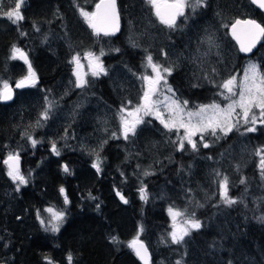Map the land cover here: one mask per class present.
<instances>
[{
    "label": "rangeland",
    "instance_id": "374dc122",
    "mask_svg": "<svg viewBox=\"0 0 264 264\" xmlns=\"http://www.w3.org/2000/svg\"><path fill=\"white\" fill-rule=\"evenodd\" d=\"M5 2L6 0H0V20H2L0 30H9L12 27L15 31L17 30V23L20 21L13 23L11 19L3 15V12L14 8L16 0L14 5L8 9L5 8ZM24 2L25 0H23L21 11ZM33 3L34 7L32 9L35 10H31V13L47 18L46 13L48 10H51V15H54L52 8L48 5V0H34ZM57 3L56 6L64 10L67 0H59ZM70 8L75 11L76 16L74 20L80 29H82L83 36H81L78 26L72 22L73 25L70 24V31L75 35L72 37L77 38V40L71 39L73 43H70V41L68 43L77 44L76 47L79 48H75V50L72 48V52L65 62L66 70L62 71V64L60 65V59L58 58L56 60L58 64L56 65L55 63L54 65L56 74L55 77H52L51 82L48 84L45 83L42 86L35 84L34 86H26L25 88L19 89L15 91L10 104H3L8 105L4 107V110L9 115V120L12 121L13 125L9 128V131L0 129V234L3 233V236H0V253L15 252L16 254L18 252L17 250L23 247L21 246L23 242H14L13 237L7 238L11 233H19L20 235L25 233L28 236L31 235V237H34L35 240L45 243H53L59 240L60 230L69 212V198L62 179L63 175L68 173L70 177L72 176L73 181H75L74 185H76V181H81V186H84L88 180V186H91L96 181V174L98 173L92 167L93 163L96 162L95 153L98 152L100 155L102 161L100 165L101 170H105V166L109 168L111 165H117V168H119L122 160L126 158L125 156H128L124 151L121 155L117 156V153L112 151V149L107 147L105 149L108 137L118 138L123 141L134 139L136 148L135 152L132 153L135 154V160L142 164L150 163L151 157H156L159 153L168 157L178 150L177 143L175 142L179 140V137L184 135V129L180 128L177 131L174 128L169 131L160 123V120L154 114L143 116L144 122L137 125L135 135L130 134L129 138L125 139L122 134L120 116H127V112L133 111L141 102L140 98L146 87V83L142 77L145 75H153L152 69L147 67L146 64L147 55L151 54L154 62L164 67H171L172 71H180L179 75L175 77L172 76L173 73L171 75L165 74L167 84L171 86L172 92H169L167 87H161L157 94L153 96V99L158 102L155 107L160 110L165 119L170 115L166 105L171 102L166 97L178 99L181 102L185 101L178 96L174 83L179 81L178 77H180V74L194 77L195 79L191 83L194 84L197 82L200 86H208L210 79H212L216 85L217 95L219 97L218 99H212L205 103L188 104L186 110L195 111L199 105L212 103H218L223 108L230 101L224 98L229 94L225 89L220 87L222 82L231 76H235L239 83L243 80L250 64L258 65L256 58L252 57V54L255 53L254 51L251 55L242 57L244 61L239 69L235 58L238 55L236 49L232 50L230 47L231 44L224 40V35L227 37L226 27L231 20L239 17V15L245 16L250 14V10L247 7L232 6L226 11L222 9V12L216 13L214 9L208 11L204 3L196 7L194 11L192 8H186L184 16L177 17L175 27L169 28L159 21L154 9L146 0H126L122 4V7L119 9L117 7V10L120 19L122 17L123 37L133 40L138 50V54L132 56V58H136L134 69L128 68L124 63H113L111 62L112 60H108V63L104 64L103 55L101 56L100 53L103 51L104 55H107L105 53L107 52V48L104 46L105 36H97L94 34L93 29L89 27L79 11V8H83L86 11L92 12L93 6L92 8H87V2L82 1L80 3H71ZM233 10H235V13L232 12ZM168 33L173 37L169 41L166 39ZM17 34L18 36H14V40L11 42L9 69L5 70L3 68L4 65L0 67V88L3 87V81H7L10 87L28 75V65L19 57V54H17L16 58H13L12 49L17 44L21 46L15 47L21 49L27 55L32 69L35 72L34 64L31 60L33 58L30 57L26 49V42L25 40H20L21 37L19 35L21 34L19 32ZM94 37H99L100 39L94 40ZM208 37L214 40V47L210 48L207 42ZM60 38L58 37L57 39L60 40ZM261 41L263 43L260 46V55L264 57L263 37ZM88 52L99 56L100 62L106 70L105 73H101L98 76L92 75V69L89 67V58L86 57V53ZM76 55L80 57L81 67L79 68L70 62L73 56ZM224 60H227V62L222 64ZM230 66L232 67L231 69L229 68ZM74 70L79 72L88 81V84L85 86L87 88H91L97 78L106 77L108 87L117 96L116 100L118 102L116 106L113 107L94 94V96L88 92L86 94L82 91L84 87H76ZM2 75L3 78L1 79ZM181 84L186 85L187 83L183 82ZM233 98L235 99L236 97ZM47 101H52L53 106L49 111V118L43 120L41 119V113L48 107ZM122 107L125 108L124 113L120 112ZM236 111L239 112V109ZM140 115H143V113L141 112ZM38 119L41 120L40 126H37ZM238 119L240 118L233 115L229 123L235 122ZM152 120L159 123L164 134L158 133L151 127L150 121ZM185 120H187V116H185ZM192 122L196 123L195 117ZM237 126L247 129L251 125L245 124L240 119ZM26 131L33 139L40 141L35 147L24 136ZM217 131L221 132L219 129ZM113 133H115V136H113ZM199 135L201 134L197 133L193 139ZM52 141H56L57 148L60 150L59 155H55L52 152ZM185 144L188 145L187 142ZM9 153H18L19 159H21L23 153L24 155L27 154V158L29 156L34 157L33 165L30 168L26 171L20 170L21 175L25 177L27 183L19 185V190H17L19 182H14L8 176V169L4 163V158ZM132 153L129 155H132ZM106 154H110L113 158H108ZM61 156H66L69 159L81 158L88 164L89 171L85 173V170L77 167V169L68 168L69 172H65L64 165L56 163L58 157ZM48 170L54 173L53 178L49 175ZM88 173L93 179H88L90 176ZM61 187L65 190L64 194L60 192ZM141 187L143 186H140L139 190ZM143 188L145 189V187ZM145 191L146 195L151 199V202L166 197L165 190L160 187H156L153 192ZM118 192L122 195L120 188L114 190L111 195L112 204L118 207L113 206L109 202L112 206L110 209L120 214L118 220L113 219V226L108 225L102 219L104 218L101 216L103 207L100 204L99 208L96 209L94 195L88 198V204L85 201H79L85 203L81 205L79 214L86 215L89 218L93 217L92 220L96 219L103 222L105 226L107 225V230L110 231L109 233L106 230L107 234H111V237L115 236L118 238L119 243H113L108 238L103 239L108 251L118 253L129 249L132 252L131 248L128 247V243L137 237L139 233V239L146 245L150 256L151 254L154 255V259L150 257L148 264H170L160 250L159 237L148 240L140 238V230L132 225V216L124 212V201L117 195ZM65 196L68 200L67 203H65ZM49 208L53 209V212L64 213L61 222L52 221L53 223L59 224V231L54 232L50 230L49 221L52 218V213L47 211ZM166 213L168 227L164 234L167 236L168 242L172 243L169 233L173 231L174 224L177 228L185 227L187 226L185 225V220L187 219L177 216L175 221H173L168 209ZM41 220L44 221V224H41ZM2 237L7 241L2 240ZM59 245L60 242L56 246L51 244L48 249L51 250L50 253H52V256L59 258L57 261L49 256H42L41 258L43 259H40V255L38 254L36 264H49V261L52 264H65V262H69L67 259L69 255L72 257V264H85L75 258V255L73 256L71 254L72 252L69 253L65 249L61 250Z\"/></svg>",
    "mask_w": 264,
    "mask_h": 264
},
{
    "label": "trees",
    "instance_id": "16d2710c",
    "mask_svg": "<svg viewBox=\"0 0 264 264\" xmlns=\"http://www.w3.org/2000/svg\"><path fill=\"white\" fill-rule=\"evenodd\" d=\"M33 1L25 0L21 11L24 18L17 23V30L14 31L12 27L9 30H0V67L4 65L5 70L9 69L11 42L19 32L20 40H25L26 49L33 58L31 60L38 85L42 86L51 82L53 76L55 77L56 60L60 59L61 69L65 71L67 68L65 62L72 48L74 50L79 48L76 47L77 44L68 43V41L73 43L71 39L77 40L72 37L75 35L70 31V24H76L75 11L70 8L71 3L84 1L87 2V8H92L96 0H67L64 10L56 6L59 0H48L54 15H51V10H48L47 18L30 12L35 10L32 9ZM125 1L116 0L118 9ZM14 2L15 0H6L5 8L12 7ZM232 6L247 7L250 14L239 15V17L253 18L264 26V14L253 8L247 0H205V8L208 11L214 9L216 13L222 12V9L226 11ZM232 12L235 13V10ZM120 21L119 32L104 37L107 55H103V62L107 64L108 60H112L113 63H124L128 68L134 69L136 58L132 56L138 54V50L133 40L123 37L122 17ZM1 22L2 20H0V26ZM78 28L80 29L79 26ZM80 32L83 36L82 29ZM58 37L62 39L58 40ZM170 38L173 37L168 33L166 39L169 41ZM224 38L234 50L232 42L225 35ZM99 39L94 37V40ZM262 43L263 41L260 42L252 57L256 58L258 66L264 70V57L260 55ZM235 58L240 69L244 58L239 55ZM226 62L227 60H224L222 64ZM172 73L175 77L180 71L173 70ZM178 78L179 81L174 82L177 94L181 99L188 101V104L205 103L219 98L212 79L208 86H200L197 82L191 83L194 77L180 74ZM183 82L187 84H181ZM82 91L98 96L113 107L118 102L117 96L108 87L106 77L97 78L91 88L84 87ZM5 106L8 105L0 104V129L9 131L13 124L4 110ZM150 122L155 131L164 134L157 121ZM255 127V132H248L246 128L237 126L227 135L217 131L213 136L210 131L206 132L203 134V142L208 143L209 147L202 146L203 142L199 135L194 138L198 142V150L193 151L185 144L183 151L176 150L168 157L159 153L156 157H151L148 164L135 160V154L132 153L136 148L134 139V141L131 139L123 141L108 137L105 149L106 147L112 149L117 156L124 151L128 156H125L119 168L117 165H111L109 168L105 166V170L96 174L97 179L91 186H88V180L84 186H81V181H76L74 185L72 176L65 173L62 179L69 198V212L60 230L59 240L45 243L35 240L31 235L16 233L14 242H23L21 249H24V255L18 257L19 262L36 264L38 254L40 257L49 256L51 251L48 250L49 246L51 244L56 246L60 242V249L72 252L71 254L75 255L81 263L139 264L129 249L118 253L108 251L103 241L104 238H111V234H107L109 231L107 225L105 226L99 220H92L93 217L79 214L81 205L88 204V198L94 195L96 209L102 204L101 216L104 217L102 219L113 226V219L118 220L120 214L110 209L112 206L109 202L112 204L111 195L114 190L120 188L127 200V203H124V212L132 216V225L139 230L143 228V231H140V238L148 240L159 237L160 250L170 264H177V261L181 264H229V262L231 264H264V221L260 219L264 217V179L261 178L259 167L260 156L256 155L258 149H264V124L259 123ZM131 153L132 155H129ZM26 155L23 153L19 159L21 171H26L33 165L34 157L27 158ZM66 156L58 157L56 163L67 165L72 169L80 167L86 171L85 173L89 171L86 161L81 158L69 159ZM106 156L113 158L110 154ZM146 171L151 174L144 175ZM48 173L52 178L54 177L51 170H48ZM90 176H87L88 179H93ZM225 176L229 181L228 195L238 201L231 206L226 205L221 198L220 181ZM241 180L245 183L242 184ZM140 186L145 187L147 192L155 191L156 187L163 188L166 197L155 202H151L148 196L146 199H141ZM79 201H85V203ZM169 207L184 213L181 218L189 219L194 214V218L198 219L202 225L199 230H191V234L180 244L168 242L164 234L168 227L166 212ZM69 216L73 217V220ZM150 257L154 259V255L151 254Z\"/></svg>",
    "mask_w": 264,
    "mask_h": 264
},
{
    "label": "snow or ice",
    "instance_id": "6c2138e0",
    "mask_svg": "<svg viewBox=\"0 0 264 264\" xmlns=\"http://www.w3.org/2000/svg\"><path fill=\"white\" fill-rule=\"evenodd\" d=\"M146 2L152 6L154 9L155 15L159 21L166 25L169 28H173L176 25L177 17L184 16L186 8H192L193 11L196 7H199L205 3V0H146ZM23 0H16L14 8L3 12V15L11 19L13 23L23 20V15L21 13V6ZM253 4L258 5L261 9H264V0H252ZM96 11L89 12L83 8H79L81 16L88 23L89 27L93 29L94 34L99 36L101 33L103 35H114L119 31V21L120 16L117 10L116 0H100L96 4ZM239 25H246L247 40H241L240 36L237 34V27ZM233 36L237 38L240 42V50L242 52H250L251 49L255 46L256 42L264 37V26L260 23H257L256 20H236L232 25ZM39 29H37L38 31ZM208 44L211 47L215 46V42L211 37H208ZM135 46V45H134ZM119 51V49H116ZM22 58L25 63L28 65V75L24 76L22 79L17 81L16 87L23 88L26 86H34L36 83V74L32 69L31 63L28 60L27 55L19 48L13 46L12 55L13 58L17 57ZM100 55H104L101 51ZM86 57L89 58V67L92 69V75L98 76L101 73H105V68L100 62L99 56H96L92 52L86 53ZM71 63H74L77 68L81 67L79 55L73 56ZM147 67L152 69L153 75H145L142 79L146 83L145 90L141 96V102L135 107L133 111L127 112V116L121 115V129L122 134L125 139L129 138V135H135L137 125L143 123V116L155 115L157 119L160 120V123L163 126L171 131L172 129L180 128L184 129V135L179 137L177 143L178 150L183 151L185 148V142L191 147L193 151L198 150V142L193 139L197 133L201 134L200 140L203 142V134L210 131V134L215 136L217 129L227 135L228 132H231L233 128H236L240 122V119L243 120L245 124H250L251 126L246 129L248 132H255L257 123L264 124V70L256 64H250L248 69L245 72L244 78L239 83L237 82V77L231 76L228 79L224 80L220 85L221 88L225 89L229 94L224 98L230 102L225 106L221 107L218 103H212L207 105H199L195 111L186 110L188 101H179L178 99H173L171 97H166L167 100L171 102L166 105L169 110L170 115L165 119L164 115L160 112L155 105L158 103L153 99V96L157 94L161 87H167L169 92H172V88L167 84L166 75H171L172 68L164 67L163 65L154 62L151 54L146 56ZM215 71V69H213ZM74 75H76V87H85L88 84V81L83 78V76L74 70ZM238 89V91H237ZM223 95V93H221ZM233 97H236L235 99ZM12 99V90L9 87L7 81H3V87L0 88V100H10ZM48 107L41 113V119L47 120L49 118V111L53 106L52 101H47ZM239 109V112L236 110ZM211 110V111H209ZM121 113L125 112V108L120 109ZM143 115H140V113ZM233 115H236L240 119L235 122L229 123ZM187 116V120H185ZM131 117V119H129ZM196 118V123H193V118ZM41 120H37V126H40ZM30 141L33 147L36 146L40 141L33 139L32 136L26 131L24 133ZM115 136V133H113ZM219 138V137H218ZM106 143V141H105ZM204 148L209 147L210 145L206 142L202 143ZM51 150L55 155L60 154V150L57 148L56 141L51 142ZM96 154V162L93 163L92 167L96 169L97 172L101 171V158L99 153ZM257 156H260L259 167L261 169V178L264 179V149H258L256 152ZM5 165L8 166V176L14 181H18L17 190H19V185L26 184L27 180L20 173L19 169V154L9 153L7 159L4 160ZM64 171L69 172L68 166H64ZM151 173L145 172L144 175H150ZM219 175V173H217ZM241 183H245L244 180H241ZM221 189V198L223 202L231 206L238 201L231 198L228 195L229 181L225 176L222 181H220ZM61 194H64L65 190L63 187L60 188ZM141 199H146V191L143 187L140 189ZM117 195L120 196V199L127 203V200L119 192ZM67 197L65 196V203H67ZM99 207V205L97 206ZM48 212L52 213V218L49 221L51 231H59V224L53 223L52 221L61 222L64 217L63 212H53V209H47ZM168 212L175 221L177 216H182L184 213L169 207ZM264 221V217L260 218ZM41 224H44V221L41 220ZM185 227L177 228L174 224L173 231L169 233L171 236L172 243L180 244L184 241L185 237L191 234V230H199L201 228V222L198 219L194 218V214L191 218L185 220ZM48 230V229H46ZM140 231H143L141 227ZM113 243H119L117 237L113 236L110 238ZM128 247L132 248L136 255L148 264L147 252L148 249L144 245V242L139 239V233L137 237L129 241ZM69 264H71L72 257L68 256ZM49 264H52L49 261ZM177 264H181L180 261H177ZM231 264V262H229Z\"/></svg>",
    "mask_w": 264,
    "mask_h": 264
},
{
    "label": "water",
    "instance_id": "95a60500",
    "mask_svg": "<svg viewBox=\"0 0 264 264\" xmlns=\"http://www.w3.org/2000/svg\"><path fill=\"white\" fill-rule=\"evenodd\" d=\"M248 1V3L252 6V7H254L257 11H259L260 13H262V14H264V9H261L258 5H256V4H253L252 3V0H247ZM100 2V0H97L96 2H95V4L93 5V10H92V12L93 11H96V4L97 3H99ZM236 20H255V19H253V18H250V17H242V18H239V17H235V18H233L232 20H231V22L227 25V27H226V35H227V37L230 39V41L233 43V45H234V47H235V49H236V51H237V53H238V55L239 56H241V57H246V56H249V55H251L254 51H256L257 50V48H258V46H259V44H260V42H261V39H262V37L256 42V44H255V46L251 49V51L250 52H242L241 50H240V42L237 40V38L235 37V36H233V33H232V28H231V25L236 21ZM257 23H259V22H257ZM120 26H121V22L119 21V30H120ZM119 31H117L115 34H117ZM246 32H247V26L246 25H239L238 27H237V34L240 36V39L241 40H247V37H246ZM100 36H105V35H103V33H101L100 34ZM108 36H110V35H108ZM35 84H38V80L36 79V83ZM10 88H11V90H12V99H13V97H14V92L15 91H17V90H19V89H22V88H17L16 87V83L15 84H12L11 86H10ZM23 88H25V87H23ZM12 99H10V100H0V104H8V103H10L11 101H12ZM7 157L8 156H6L5 158H4V160L5 159H7ZM6 167H7V169H8V166L6 165ZM145 245V244H144ZM146 246V245H145ZM131 250H132V252H133V255H134V258L136 259V261L139 263V264H145V262L144 261H142L137 255H136V253H135V251L131 248ZM147 260H148V262H149V260H150V254H149V251L147 252Z\"/></svg>",
    "mask_w": 264,
    "mask_h": 264
},
{
    "label": "flooded vegetation",
    "instance_id": "af4514ba",
    "mask_svg": "<svg viewBox=\"0 0 264 264\" xmlns=\"http://www.w3.org/2000/svg\"><path fill=\"white\" fill-rule=\"evenodd\" d=\"M2 234L3 233H1L0 236H3ZM15 236H16V233L15 234L14 233H11L9 237L7 236V238L13 237V240H14V237ZM2 240H6V239H4L2 237ZM2 250H4V249H2ZM17 251H18L17 252L18 255H17V253L15 254V252L14 253H10V252L4 253V252H1L0 253V264H22V263L19 262L18 257H19L20 254L23 255L24 250L21 249V248H19ZM49 257H53L52 259L55 260V261H57L59 259V258H56V257L52 256V253H50ZM40 259H43V258L40 257ZM65 264H69V262H65ZM71 264H72V261H71Z\"/></svg>",
    "mask_w": 264,
    "mask_h": 264
},
{
    "label": "bare ground",
    "instance_id": "6f19581e",
    "mask_svg": "<svg viewBox=\"0 0 264 264\" xmlns=\"http://www.w3.org/2000/svg\"><path fill=\"white\" fill-rule=\"evenodd\" d=\"M81 7V6H80ZM75 8V7H74ZM195 18V17H194ZM197 20V19H196ZM55 26V25H54ZM162 40V39H161ZM93 95V94H92ZM10 104V103H9ZM8 155V154H7ZM71 218V217H70Z\"/></svg>",
    "mask_w": 264,
    "mask_h": 264
}]
</instances>
